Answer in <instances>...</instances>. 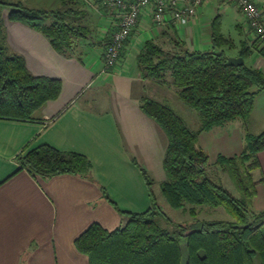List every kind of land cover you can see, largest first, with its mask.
<instances>
[{"label":"crops","instance_id":"1","mask_svg":"<svg viewBox=\"0 0 264 264\" xmlns=\"http://www.w3.org/2000/svg\"><path fill=\"white\" fill-rule=\"evenodd\" d=\"M7 1L52 9L45 0ZM53 1L58 8L60 0ZM255 1L260 6L264 3ZM84 2L89 11L80 20H85L94 34L77 41L78 55L56 51L43 34L22 22L8 20L7 6L1 8L8 47L23 56L32 74L58 78L61 86L55 98L34 111L32 120L0 118V264H88L87 256L74 246L77 235L92 222L112 230L120 224L119 211L148 208V189L140 168L153 180L154 196L160 194L167 137L160 125L140 109L141 98L170 106L186 125L193 119L195 126L189 124V129H195L200 120L172 87L139 75L134 54L146 38L164 36L174 27L186 48H207L209 21L217 13L221 20L224 11L232 12L236 21V39L221 30L232 40L231 50L236 52L240 40L251 45L254 38L239 12L223 5L222 0H209L197 9L191 22L159 27L140 20L126 42L121 62L105 72L101 42L110 34L113 15L109 9H102L98 0ZM243 62L264 73V56L257 50L251 49ZM258 100L264 107V92L254 97L247 119L229 121L198 134V145L209 162L218 153H240L246 131L258 133L264 129V110L256 115ZM41 144L82 154L90 168L84 175L33 176L20 168L16 156ZM257 159L259 168L253 176L263 180L255 185L252 207L263 210L264 149L257 153Z\"/></svg>","mask_w":264,"mask_h":264},{"label":"trees","instance_id":"2","mask_svg":"<svg viewBox=\"0 0 264 264\" xmlns=\"http://www.w3.org/2000/svg\"><path fill=\"white\" fill-rule=\"evenodd\" d=\"M75 2L60 0L58 8L47 10L0 0V118L32 120L34 111L55 98L61 86L58 78L32 74L23 56L8 47L2 6L8 7V20L40 32L56 51L78 55L77 41L89 37L90 30L80 21L84 9L73 7ZM99 6L108 9L102 2ZM170 29L164 36L142 42L134 54L135 67L141 77L172 87L177 97L197 113L199 126L189 129L170 106L146 96L139 107L167 137L160 193L170 208L188 204L191 220L175 222L165 213L151 191L153 180L140 168L148 189V208L119 211L120 224L112 230L90 223L74 238V246L87 256L88 264H264V209L252 207L255 185L263 180L255 179L253 170L259 168L257 153L264 149V129L258 133L246 131L240 154L218 155L215 160L236 194L206 173L208 155L197 141L201 131L247 119L254 97L264 92V73L244 62H228L230 54L226 50L234 45L221 32L218 13L209 21L207 48H186L175 28ZM109 39L110 34L101 42L103 49ZM164 39L167 48L161 44ZM251 49L264 56V45L257 38L251 45L240 40L235 55L245 59ZM16 160L20 168L43 178L62 173L84 175L90 168L84 155L47 144L19 153ZM197 206L222 207L231 219H199Z\"/></svg>","mask_w":264,"mask_h":264},{"label":"built area","instance_id":"3","mask_svg":"<svg viewBox=\"0 0 264 264\" xmlns=\"http://www.w3.org/2000/svg\"><path fill=\"white\" fill-rule=\"evenodd\" d=\"M209 0H102L113 15L110 39L102 51L103 71H112L123 59L126 42L140 20L159 27L192 21L197 9ZM244 19L254 38L264 45V3L255 0H222Z\"/></svg>","mask_w":264,"mask_h":264},{"label":"rangeland","instance_id":"4","mask_svg":"<svg viewBox=\"0 0 264 264\" xmlns=\"http://www.w3.org/2000/svg\"><path fill=\"white\" fill-rule=\"evenodd\" d=\"M45 2L47 3V5H48L49 8H52V9L55 8L56 9L57 5H54L55 2L53 0H45ZM72 6L75 7L76 9H80V10L84 9L85 13L86 12L88 13V11H89L88 10L89 7L84 2V0H77V2H75V3L72 4ZM7 9H8V7H7ZM196 13H197V11H196ZM222 14H223V16H222V18L220 20L221 21V30H222V32L225 35H228L231 38L236 39V32H235V23H236V21L234 20V15L230 11H224ZM80 21L82 23H85L86 24V21L85 20H82L81 19ZM89 30H90L91 35H93L94 34V31H91L90 28H89ZM162 39L163 38H161V40ZM161 44H162V46L164 48H167V46H168L166 39H164L163 41H161ZM75 50H77V52L80 53V50L78 48L76 49V46H75ZM226 51L230 55L231 54H235V50H226ZM255 108H256V115H260L261 112L264 110L263 101L262 100H258V102H256ZM193 121H194L193 119H191L190 121H187L188 122L187 123L188 125L189 124H192V125H190L191 128H194L192 126H195V123H196V122H193ZM188 125H186V126L188 128H190ZM198 126H196V128ZM240 153H238V154H240ZM218 155H223V154L218 153L216 155V157L213 160H211L212 162H209L208 161V165L206 166V173L213 180L221 182L225 187H227L229 190H231L232 192H234L236 194V191L234 190V187L232 186V184H231L230 180L228 179L227 175L225 173H222L220 171L219 167L215 164V160H216V158H217ZM223 156L224 157H228V156H225V155H223ZM253 172H254V170H253ZM155 198H156V200L158 202H160V204L162 206V209L165 211V213L170 218H172L175 222L188 223L191 220V217H190V215L188 214V212L186 210V208L189 206L188 204H186L184 208L174 209V208H170L167 205V203L164 201V198L161 195V193L160 194L159 193L156 194ZM197 208L199 209L198 214H197V218H199V219H207V218L231 219V217L224 211V209L222 207H207V206H201L200 207V206H197ZM181 245L183 247V241H182Z\"/></svg>","mask_w":264,"mask_h":264},{"label":"water","instance_id":"5","mask_svg":"<svg viewBox=\"0 0 264 264\" xmlns=\"http://www.w3.org/2000/svg\"><path fill=\"white\" fill-rule=\"evenodd\" d=\"M216 53L219 54V51H217ZM227 60H228V62H230L233 65H240L243 63V58L239 57V56L230 55V56H228Z\"/></svg>","mask_w":264,"mask_h":264}]
</instances>
